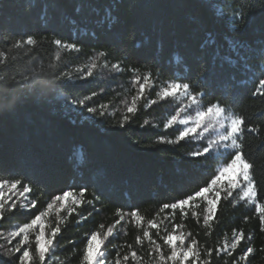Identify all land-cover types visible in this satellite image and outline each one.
I'll use <instances>...</instances> for the list:
<instances>
[{
  "label": "trees",
  "instance_id": "1",
  "mask_svg": "<svg viewBox=\"0 0 264 264\" xmlns=\"http://www.w3.org/2000/svg\"><path fill=\"white\" fill-rule=\"evenodd\" d=\"M224 11L231 14L232 0H216ZM249 14L247 26L242 30L230 27L215 18L202 4V0H0V50H6L9 40L33 34L45 42L32 52L20 50L14 68L0 75H23L47 69L40 77L43 81L34 91L25 92L17 98V85L0 81V178L26 177L38 189L30 194L38 199L42 208L50 198L61 190H73L77 185H88L89 199L93 193L100 195L99 202L77 209L80 215L93 214L77 224L80 215L73 213L62 226V235L57 237L59 246L53 264H80L86 235L103 231L114 223L117 208L130 211L138 208L146 219H163L156 213L163 203L184 198L203 186L218 166L216 160L191 164L187 153L201 146V141L181 142L180 145L159 144V136L174 138L171 129L163 131V121L174 114L177 101H162L145 109L140 102V111L126 130L113 125L124 111V101L131 102L135 88L131 85L130 72L116 73L109 68L97 67L94 76L86 80L59 81L53 84V72L59 69L72 71L76 68L87 71L86 65L100 50L112 52V63L126 58L129 64L140 67L141 72L151 70L160 81L175 73L187 75L190 81L199 80L196 90L208 93L205 104L220 99L230 110L245 116L248 123L264 126V96H252V92L264 71L261 50L264 47V0H240ZM77 8L80 10L77 11ZM111 12V23L101 19ZM76 43L81 53L60 51L50 43L52 39ZM236 42L239 53L234 54L230 45ZM59 52L62 60H55ZM232 57L234 63L225 61ZM245 57H247L245 59ZM182 61V62H181ZM55 63L57 68L49 69ZM103 63V61H100ZM66 65V67H65ZM20 72H15V69ZM189 82V81H185ZM28 82H24L27 85ZM59 85V86H58ZM103 89V91H101ZM154 88L150 98H155ZM99 93L94 102L110 103L114 115L93 118L87 112L66 105L64 96L82 97ZM120 93V95H117ZM145 119L151 124L140 127ZM244 152L253 162L254 176L259 186V199L264 202V127L259 135L245 134ZM233 198L221 199L216 220L212 222L211 234L204 235L203 203L196 208L199 223L191 216L182 217L179 210L174 219L164 220V229L172 224H184V233L191 232L204 247L215 249L225 239L231 240L232 229H243L245 239L233 253L238 257L249 246L254 252L247 264H264V233L259 230V220L254 215V206L232 203ZM98 209V211L94 210ZM171 212V210H166ZM250 219L245 222L244 217ZM29 214L17 212L11 220L0 222V231H8L17 224L26 222ZM50 219L55 220V217ZM103 224L105 229H100ZM146 227V224H145ZM155 229L152 230L155 234ZM118 235L110 238L111 245L133 244L136 235H142L132 224L117 226ZM127 232V235L124 233ZM158 239V238H157ZM71 240L73 243H68ZM158 242L162 243V241ZM15 243V242H14ZM109 245V258L114 259L117 248ZM34 248V246H33ZM145 250L138 251L146 256ZM127 252L125 247L121 255ZM231 257H217L215 251L211 264H225ZM128 264H132L131 259ZM245 264V262H240Z\"/></svg>",
  "mask_w": 264,
  "mask_h": 264
},
{
  "label": "snow or ice",
  "instance_id": "2",
  "mask_svg": "<svg viewBox=\"0 0 264 264\" xmlns=\"http://www.w3.org/2000/svg\"><path fill=\"white\" fill-rule=\"evenodd\" d=\"M202 4L215 18L223 20L234 29L242 30L247 26L249 14L245 12V4H241L240 0H232L231 5H224L225 8L230 9V15L216 0H202ZM79 10L77 8V11ZM100 22L102 24L111 23V12H108ZM5 39H8L9 43L6 50H0V72L8 73L14 68V62H19L17 56L20 50H23L25 54L32 52L45 42L46 38L38 39L33 34H26L18 39L10 37H5ZM50 43L60 51L82 52V48L76 43L66 42L59 38L52 39ZM230 47L234 54L239 53L238 43L233 42ZM112 55V52L100 50L92 58V62L86 65V72L81 68H76L74 71L77 75L74 76L72 71H65L61 68L58 74L52 73L51 82L55 84L59 81L86 80L94 76L93 70L97 67L109 68V65L110 70L116 73L130 72L132 74L131 85L135 88V94L132 95L130 103L123 102L124 111L113 126L126 130V125L132 123L133 118L140 111L141 101H146L143 105L145 109L169 99L177 101L179 106L175 108L174 114H169L164 119L162 129L165 132L171 129L175 133L174 138H168L167 135L159 136L155 142L174 146L180 145L181 142L201 141L200 147L187 153L190 158L189 162L195 165L207 160H216L218 166L207 183L198 190L174 202L161 204L156 216L159 217L161 213H165V216L159 221L156 218L146 219L140 214L138 208L130 211L117 208L115 216L118 219L106 230L92 231L90 235L85 234L87 238L82 249L80 264H128L130 259L132 264H211L213 251L217 257H221L222 254L231 257L230 264H240V262L247 264L249 255L254 252L250 243L241 255L233 256L242 241L252 240L250 235L245 237L243 229L233 228L231 240L225 239L222 245L213 249L200 244L191 232L180 231L178 233V229L185 227L184 224H172L170 231L167 228L164 229V234H161V225L164 220H169L171 223L177 210L182 217H187L190 211L191 216L199 223L200 215L196 208L203 203V225L206 229L204 235L208 236L211 234L212 222L216 220L221 199L233 198L234 206L239 203L245 207L254 206V215L259 220V230L264 233V202L258 198L259 186L254 176L256 165L246 158L243 143L246 133L259 135L264 126L248 123L245 116L224 106L220 99L205 104V97L208 93L194 88L195 84L200 83L199 80L190 81L187 75H181L178 72L161 82L160 77L154 75L151 70L141 72L140 67L129 64L126 58L122 57L112 63L109 59ZM224 59L230 64L234 63L230 56ZM261 59H264V47L261 50ZM55 60L57 62L62 60L59 52L56 53ZM48 67L53 69L58 65L50 63ZM15 72H20V69H15ZM46 72L47 69L41 68L39 72H32L31 76L23 75L22 80H18L15 73L0 75V81L17 85L21 91H18L16 96L21 98L25 92L34 91L38 85L43 83L40 77ZM24 82H28L27 85ZM157 87L155 98H150L152 90ZM7 91V89L0 90V94ZM251 94L253 97L264 96V71L261 72V77ZM98 96V92L92 91L91 94L82 97L64 96V101L72 109L87 112L93 118L114 115V112L109 111L111 101L98 104L94 102V98ZM260 118H264V112L257 115V119ZM149 125L153 128L157 127L148 119H145L140 127L144 128ZM36 191L38 189L34 183L26 177L0 178V222L11 220L17 212L30 215L26 222L13 225L6 232L0 231V241H3L0 243V264H52L56 259L59 246L57 237L62 235V226L68 217L77 213V209L85 205L94 206L95 202L101 199L100 195L95 193H93V198L89 199L87 195L90 191L89 186L77 185L73 190H61L59 194H49L50 198L46 204L40 210L33 212V209L38 208V199H33L30 194ZM169 209L171 212H166ZM94 210L98 211V209ZM92 214L88 212L87 215H80L76 223L87 220ZM53 216L55 217L54 222L50 219ZM249 219L248 216L244 217L245 222ZM122 222L124 225L132 224L138 230H142V235L135 237L134 243L137 247L133 244L111 245L110 238H116L117 226L122 225ZM99 227L105 229L103 224ZM153 229L156 230L155 234L152 232ZM124 234L127 235V232ZM145 242H147V260L138 251V248L140 251L145 250ZM68 243H73V241L69 240ZM109 245L117 248L114 259L109 258ZM125 247L127 252L121 255ZM60 264L64 262L60 261ZM225 264H229V261L226 260Z\"/></svg>",
  "mask_w": 264,
  "mask_h": 264
},
{
  "label": "rangeland",
  "instance_id": "3",
  "mask_svg": "<svg viewBox=\"0 0 264 264\" xmlns=\"http://www.w3.org/2000/svg\"><path fill=\"white\" fill-rule=\"evenodd\" d=\"M180 231H178V233H179ZM15 241H13V243H14ZM0 243H3V241H0ZM53 264V263H52Z\"/></svg>",
  "mask_w": 264,
  "mask_h": 264
}]
</instances>
